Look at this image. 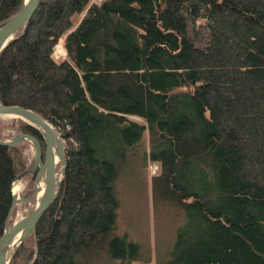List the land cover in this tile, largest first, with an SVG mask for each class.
<instances>
[{"label":"trees","instance_id":"obj_1","mask_svg":"<svg viewBox=\"0 0 264 264\" xmlns=\"http://www.w3.org/2000/svg\"><path fill=\"white\" fill-rule=\"evenodd\" d=\"M23 1L0 0V24ZM0 102L43 116L66 152L9 264H264V0H41L0 52ZM28 145H0V235ZM147 160L154 246L119 195Z\"/></svg>","mask_w":264,"mask_h":264},{"label":"water","instance_id":"obj_2","mask_svg":"<svg viewBox=\"0 0 264 264\" xmlns=\"http://www.w3.org/2000/svg\"><path fill=\"white\" fill-rule=\"evenodd\" d=\"M41 0H24L20 9L11 17L0 24V52L14 37L16 32L26 27L33 14L37 10ZM6 116L7 118H3ZM0 118L1 119H21L31 126L40 136L44 143L43 157L41 156L40 142L36 136L27 132H17L9 139L0 138V145L15 146L22 141L29 142L32 150V168L21 171L12 187L27 173H35L33 192L30 197H24L15 194L12 191V201L5 220L4 229L0 235V264H9L13 241L17 233H20L19 241L14 249L27 237V235L35 229L36 223L43 213L55 200L60 187L63 171L66 165L65 145L60 134L54 126L40 114L21 105H4L0 102ZM56 157V160H55ZM60 163L59 168L57 165ZM45 186V192L40 200H37L38 186L40 180ZM20 203H35L32 210L20 218L10 222L12 211L15 205Z\"/></svg>","mask_w":264,"mask_h":264},{"label":"rangeland","instance_id":"obj_3","mask_svg":"<svg viewBox=\"0 0 264 264\" xmlns=\"http://www.w3.org/2000/svg\"><path fill=\"white\" fill-rule=\"evenodd\" d=\"M93 1L100 2L101 0H93ZM59 43L61 44V47L56 48V49L54 48V52H53V55L56 59H62L63 57H65V54H66L64 47L62 45V42H59ZM133 118L136 119L137 121H141L140 118H137V117H133ZM2 120L9 121L10 119H2ZM57 132L59 133V131ZM14 134H16V132L10 129H7V128H2V136L4 137L2 139H9ZM62 140H63V144L65 145L63 138ZM145 142L146 141L144 140L143 145L146 147L147 144H144ZM31 151L32 150H30L29 147L26 149L25 154L27 156V161H28V157L31 155ZM59 166H60V163L57 165V169L59 168ZM143 171H144L143 183L141 180H139L138 177L134 179V176L130 175L129 173H127L126 177L124 178L125 183H124L123 189L119 191L120 198L123 200V207H122L123 210L121 213V217H123L124 215L127 220L130 219L129 224H132L131 230H132V235L135 238V240L142 241L147 237L148 240L149 239L152 240V243L154 246L155 245L154 241H155L156 236L154 235L155 226L153 227L154 224H153L152 210L154 207L152 203L151 177L157 173L158 164L156 162L147 160L145 162ZM22 179L17 181L16 183L17 186L13 188V190L15 191L16 189L17 191H19L20 190L19 186H21L20 195L26 197L24 193L27 188L23 190V186L26 180L22 181ZM34 205L35 203H20V204L15 205L14 207L15 214L11 215L10 221L12 222L20 218L21 216L27 214L30 210L33 209ZM15 249L10 250L9 253H11V256L14 253ZM150 264H154V261H151Z\"/></svg>","mask_w":264,"mask_h":264},{"label":"flooded vegetation","instance_id":"obj_4","mask_svg":"<svg viewBox=\"0 0 264 264\" xmlns=\"http://www.w3.org/2000/svg\"><path fill=\"white\" fill-rule=\"evenodd\" d=\"M37 138H38V140H39V142H40L41 156L43 157L44 143H43V141H42V139H41L40 137H37ZM28 147H29L30 150H32L30 144L28 145ZM32 157H33V150L31 151V155L28 157V161H29V162L27 163L25 169H27V168H32V163H31V161H32ZM25 169H24V170H25ZM37 171H38V170H36L35 173H27V174H25V175L22 177V178H24V179L21 178L22 181H25V180H26V181H25V184H24V186H23V190H24L25 188H30V190H31V194H32V192H33L34 182H35V178H36ZM42 180H43V177L41 178L40 181H42Z\"/></svg>","mask_w":264,"mask_h":264},{"label":"bare ground","instance_id":"obj_5","mask_svg":"<svg viewBox=\"0 0 264 264\" xmlns=\"http://www.w3.org/2000/svg\"><path fill=\"white\" fill-rule=\"evenodd\" d=\"M59 47H61V45L57 46L56 48H59ZM62 51H63V50H62ZM2 117H3V118H7L6 116H2ZM55 160H56V157H55ZM16 186H17V184L15 183V184H14V188H15ZM15 191H16V193H15ZM15 191L13 190V192H14L16 195H17V194H20V190L17 191V190L15 189ZM44 192H45V186H44V183H43L42 181H40V184H39V186H38L37 200H40V199L42 198ZM19 236H20V233H17L16 238H15L14 241H13V245H12V248H11V249H14V247L17 245V243H18V241H19Z\"/></svg>","mask_w":264,"mask_h":264},{"label":"built area","instance_id":"obj_6","mask_svg":"<svg viewBox=\"0 0 264 264\" xmlns=\"http://www.w3.org/2000/svg\"><path fill=\"white\" fill-rule=\"evenodd\" d=\"M57 57V56H56ZM15 183H17V182H15ZM19 186V185H18ZM19 188H20V190H21V186H19Z\"/></svg>","mask_w":264,"mask_h":264},{"label":"crops","instance_id":"obj_7","mask_svg":"<svg viewBox=\"0 0 264 264\" xmlns=\"http://www.w3.org/2000/svg\"><path fill=\"white\" fill-rule=\"evenodd\" d=\"M21 185V184H20Z\"/></svg>","mask_w":264,"mask_h":264}]
</instances>
